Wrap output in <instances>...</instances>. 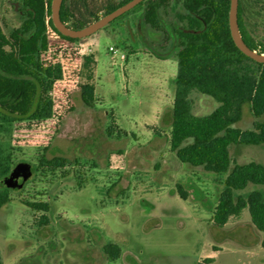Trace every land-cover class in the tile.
<instances>
[{
    "label": "rangeland",
    "instance_id": "obj_1",
    "mask_svg": "<svg viewBox=\"0 0 264 264\" xmlns=\"http://www.w3.org/2000/svg\"><path fill=\"white\" fill-rule=\"evenodd\" d=\"M240 6L252 36L264 40V0H241ZM20 8L21 0H0L5 34L20 25ZM141 13L131 11L101 30L115 32V46L125 50L127 63L137 53L176 59L174 51L158 47L163 35L144 25ZM163 17L174 19V12ZM109 43L102 38L105 50ZM67 48V40L49 31L45 47L24 57L37 61L38 73L48 77ZM122 70L126 74L127 69ZM121 90L128 92L124 86ZM154 92L155 101L162 98L166 104L153 124L127 126L125 130L133 132L126 133L114 121L109 97L90 90L92 105L81 97L74 100L50 141L38 144H20L18 134L36 125L46 129L45 117L21 118L0 106V156L13 167L27 162L33 172L22 188H9L11 201L0 209L2 264H264V232L252 224L247 209L222 228L212 222L226 174L182 163L171 150L174 77L157 80ZM192 99L196 115L218 105L196 92ZM253 125L246 104L235 126L247 130ZM229 149L237 163L264 166L263 145L231 144ZM177 184L187 199L180 197ZM4 187L0 183V189ZM256 189L264 188L249 184L237 193ZM24 202H42L49 208L33 210ZM107 244L118 246L117 259L106 253Z\"/></svg>",
    "mask_w": 264,
    "mask_h": 264
},
{
    "label": "trees",
    "instance_id": "obj_2",
    "mask_svg": "<svg viewBox=\"0 0 264 264\" xmlns=\"http://www.w3.org/2000/svg\"><path fill=\"white\" fill-rule=\"evenodd\" d=\"M128 1L63 0L60 18L67 26L81 29ZM240 1L238 23L242 37L251 49L264 54V40L255 39L248 30ZM230 2L144 0L111 23L131 11H141L142 23L163 35L158 47L175 52L178 66L170 147L182 163L226 174L213 210V224L222 228L247 209L252 224L264 232V189L247 195L237 193L249 184L264 188V166L254 161L237 163L229 149L231 144L264 146V64L246 56L234 43L229 27ZM51 4L52 0H21L20 25L9 34H5L0 25V106L17 117H47L54 104L44 96L51 82L38 73L41 68L37 61L31 63L24 57L25 52L37 55L47 44L49 31L67 41L80 40L66 37L55 28ZM172 11L174 19L165 20L163 16H169ZM194 92L211 97L218 105L208 114L196 115ZM82 99L92 105V96L84 90ZM246 104L254 117V125L252 129L242 130L235 124L242 120ZM72 110L70 104L67 111ZM13 169L12 164L0 156L1 184ZM177 191L182 199H187L182 185L177 184ZM10 201L9 188L5 186L0 189V208ZM24 204L38 211L47 212L49 208L42 202ZM42 218L48 223L46 216ZM105 251L112 259L119 257V248L114 244H107Z\"/></svg>",
    "mask_w": 264,
    "mask_h": 264
},
{
    "label": "crops",
    "instance_id": "obj_3",
    "mask_svg": "<svg viewBox=\"0 0 264 264\" xmlns=\"http://www.w3.org/2000/svg\"><path fill=\"white\" fill-rule=\"evenodd\" d=\"M94 34L91 39L86 37L73 42L68 41L70 47L67 48L68 51H74L73 66L79 65L82 73V78L78 79L77 85L70 90L72 103L79 97L82 99L83 90L87 94L90 90L99 91L109 97L110 106L114 109V121L119 129L129 133L133 130L126 131L127 126L141 129L142 124H153L155 115L166 104L162 98L155 101L154 87L157 80L165 82L173 77L175 80L177 58L173 59L169 55L155 57L149 53L143 55L137 53L131 55L128 63L126 59L124 61L118 59L117 64H113L112 52L109 50L111 46L125 53L123 48L115 46L117 39L115 32L99 30ZM103 37L110 41L107 50L102 46ZM86 48L91 49L92 52L87 53ZM173 67L176 70H172ZM123 68L127 69L126 74ZM123 86L128 88L126 94L120 92Z\"/></svg>",
    "mask_w": 264,
    "mask_h": 264
},
{
    "label": "water",
    "instance_id": "obj_4",
    "mask_svg": "<svg viewBox=\"0 0 264 264\" xmlns=\"http://www.w3.org/2000/svg\"><path fill=\"white\" fill-rule=\"evenodd\" d=\"M63 0H52L51 19L55 28L64 36L83 39L103 29L119 16L135 8L144 0H130L113 11L101 16L97 20L81 29H73L62 22L60 8ZM239 0H231L229 9V27L234 43L240 51L256 62L264 64V54L251 49L244 41L238 23ZM32 167L29 163L17 164L12 172L4 178V184L8 188L20 189L32 175Z\"/></svg>",
    "mask_w": 264,
    "mask_h": 264
},
{
    "label": "built area",
    "instance_id": "obj_5",
    "mask_svg": "<svg viewBox=\"0 0 264 264\" xmlns=\"http://www.w3.org/2000/svg\"><path fill=\"white\" fill-rule=\"evenodd\" d=\"M86 49L87 53L92 52L91 49ZM109 50L112 52L113 64H117L118 59L124 61L126 57L124 53L113 46ZM73 53L74 51H67L65 57L60 53V58L54 64V70H51L48 74L49 76L47 78L51 82V87L47 92L48 100L54 102L50 115L44 119L48 127L46 126V129H43L41 126L36 125L29 130H20L18 134L20 144H26L27 142L38 144L42 140L49 142L53 137L57 124L63 119L65 112L70 107V104H72L70 90L73 86L77 85L78 79L82 78L80 66H73ZM75 68L76 70H74Z\"/></svg>",
    "mask_w": 264,
    "mask_h": 264
}]
</instances>
